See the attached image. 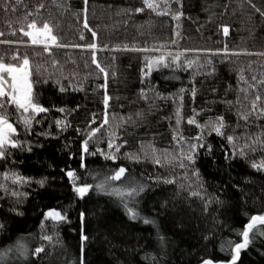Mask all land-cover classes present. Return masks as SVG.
<instances>
[{
	"label": "trees",
	"instance_id": "1",
	"mask_svg": "<svg viewBox=\"0 0 264 264\" xmlns=\"http://www.w3.org/2000/svg\"><path fill=\"white\" fill-rule=\"evenodd\" d=\"M149 2L0 0V56L28 55L39 69L35 99L48 109L28 130L9 117L21 147L0 159V176L27 182L0 180V264L228 262L250 218L264 213V0ZM32 22L47 23L60 46L31 45L23 31ZM154 58L165 62L149 70ZM218 117L224 135L187 122ZM193 144L195 163L181 160ZM121 167L109 190L143 189L133 197L74 190ZM49 210L66 219L45 220ZM259 230L235 264H264Z\"/></svg>",
	"mask_w": 264,
	"mask_h": 264
},
{
	"label": "snow or ice",
	"instance_id": "2",
	"mask_svg": "<svg viewBox=\"0 0 264 264\" xmlns=\"http://www.w3.org/2000/svg\"><path fill=\"white\" fill-rule=\"evenodd\" d=\"M145 4L148 8H154V5L149 2V0H144ZM85 3H87V0H85ZM142 9H137V11H141ZM30 15V13H29ZM85 27H87V24H85ZM28 28L31 29V31H23V35L27 36L30 39L31 45L33 46H43L45 51L49 50L50 45H55L59 47L60 45L57 44V38L52 33V28L47 24L44 23L42 27L38 28L35 22L29 23ZM225 35L228 34V28L225 27L223 29ZM2 35V33H0ZM93 36H95V33H93ZM7 43V42H5ZM91 48H95L96 46L90 45ZM145 51H147L145 49ZM161 60L163 58H160ZM11 61H16V63L12 62H5L4 57L0 56V159H5L7 155H10L11 153L8 151L10 148H17L21 147L20 142L13 137L17 135V129L14 126L12 122H10L9 117L12 115H16L18 117V123L23 124L25 127V130L30 129L32 121L35 119V116L47 112L48 109L41 106L35 99L34 96V84L36 81L33 80L34 74L39 72V69L33 70L32 64L30 62V59L28 55H24L23 57L20 56L19 53L13 54L11 56ZM158 60H152L149 61L148 68L151 70V66L154 63H159ZM93 63H96L97 68L100 69L101 72H104V69L100 66L99 63L96 62L95 56H93ZM167 66V65H165ZM107 75V74H105ZM63 91V89H61ZM195 93H193L194 95ZM109 97L105 96V106L107 107ZM256 100L259 101L260 97L257 96ZM9 107L15 108V113H10L8 111ZM253 109L256 108V104L253 103L252 105ZM60 111H63V109H60ZM264 112V109L261 110ZM179 117V113H177ZM243 119H247V116H243ZM95 122V121H93ZM107 118H105L104 123L106 124ZM189 124H195L198 128L203 129L209 128L210 131H215L217 135H224L222 129L224 128L223 118L218 117L216 121H209L206 125H200L197 123V121L194 118H190L187 121ZM60 121H57V124H60ZM177 123L179 124V118L177 120ZM103 125H101L102 127ZM99 131V129H94L92 131V135L95 134V132ZM91 138V136L89 137ZM202 135H199L197 137H194L193 139L200 141L202 140ZM175 139V137H174ZM226 139L229 143H233V137L227 136ZM200 147H203V144H199ZM109 149L113 147L112 143H109L108 145ZM197 145L193 144L191 145L189 151L184 154H181V160H187L189 163H195L194 160V153ZM247 147V145H245ZM84 151L87 152V141L84 143ZM116 151H119V147L116 148ZM240 154L243 155V149H240ZM106 159H115L114 155H108L105 157ZM131 158V157H130ZM138 159V157H137ZM155 163L159 164L160 160L156 159L154 161ZM180 167H185V165L181 162ZM253 167H258V165L253 164ZM259 167H264V162L261 163ZM126 169L123 167L119 168L118 171H116L113 175L105 177L103 180H101L99 183H97L95 186L93 185H83V186H75L74 190L78 194L80 198H83L90 190H92L93 187H95L96 190L104 192L108 195H116L123 198L124 196L127 197H133L134 195L138 194L139 191H142V188H132L128 191H121L119 189H112L109 190L110 180H119L123 174L125 173ZM69 177H73L74 173L69 171L67 173ZM0 180L3 181H10L11 183H26L27 180L24 177L19 176L16 173H4L2 176H0ZM172 182V181H167ZM0 190L7 191V185L5 183L0 182ZM193 195H199V193H192ZM12 195L19 196L23 195L22 193L13 192ZM129 214L132 218L136 217V212L129 208ZM45 220H51L53 222H59L66 219L65 216H63L59 211L57 210H49L44 217ZM145 223H149L148 220H145ZM264 225V215H257L250 218V222L246 225L245 230L241 233L243 241L242 243H237L234 248V255L232 257L231 264H235L236 259L239 257L240 250L247 247V245L250 242L249 234L252 232L254 227L257 225ZM0 227H3V225H0ZM261 231V234H264V230ZM45 240H51L52 237L45 236L43 237ZM83 239H87V237H84ZM18 249H24L25 245L23 243H18L17 245ZM43 251L42 247H38L35 249V253L39 254ZM204 264H212L211 261H204Z\"/></svg>",
	"mask_w": 264,
	"mask_h": 264
},
{
	"label": "rangeland",
	"instance_id": "3",
	"mask_svg": "<svg viewBox=\"0 0 264 264\" xmlns=\"http://www.w3.org/2000/svg\"><path fill=\"white\" fill-rule=\"evenodd\" d=\"M158 61H160L159 63H154V64H152V66H151V69L152 68H156V67H159V66H161L162 64H164V62H165V60L164 59H158ZM14 138V137H13ZM259 215H264V213H262V214H259ZM255 216H257V215H255ZM246 228V227H245ZM242 241H243V238H242ZM242 241H241V243H242ZM235 254V253H234ZM207 261H211L212 262V264H231V262H232V259L230 260V261H228V262H214V261H212V260H207ZM201 264H204V262H202Z\"/></svg>",
	"mask_w": 264,
	"mask_h": 264
},
{
	"label": "water",
	"instance_id": "4",
	"mask_svg": "<svg viewBox=\"0 0 264 264\" xmlns=\"http://www.w3.org/2000/svg\"><path fill=\"white\" fill-rule=\"evenodd\" d=\"M157 58H154V60H156Z\"/></svg>",
	"mask_w": 264,
	"mask_h": 264
}]
</instances>
